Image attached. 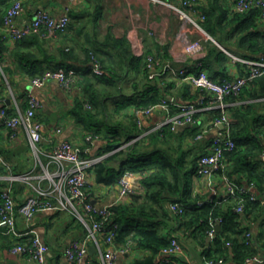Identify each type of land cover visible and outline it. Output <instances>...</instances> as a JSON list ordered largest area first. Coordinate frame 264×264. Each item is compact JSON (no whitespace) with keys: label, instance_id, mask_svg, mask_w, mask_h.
<instances>
[{"label":"trees","instance_id":"16d2710c","mask_svg":"<svg viewBox=\"0 0 264 264\" xmlns=\"http://www.w3.org/2000/svg\"><path fill=\"white\" fill-rule=\"evenodd\" d=\"M215 7L196 8L204 15L201 24L205 31L238 58L256 61L263 57L264 32L250 31V28H255V20H260L258 10L245 14L232 13L233 17L225 10H219L221 14L217 17ZM0 15L1 20L4 14ZM71 17L77 21L78 14L72 11ZM232 19L237 26L231 33H226ZM72 23L59 36L72 30L75 24ZM235 35L237 38L233 39L238 51H233L228 43ZM46 42L38 34L17 41L12 53L14 59L9 60L12 66L37 77L47 69L58 67L84 70L94 56L105 72L102 76L86 73L78 82L83 87L85 98L76 104L74 110L80 121L87 124L88 129L102 135L105 142L101 157H107L90 170L95 183L118 190L119 179L125 171L141 175L144 192L112 204L106 221L107 225L116 226L117 244L125 245L132 241L136 247L146 250L147 255L132 264H165L158 262L157 256L169 245L171 238L180 241L184 253L195 255L197 252L201 264L216 259H223L225 264H260L257 261L264 252V76L253 80L239 95L228 98L232 104L228 110L231 137L236 147L225 156L227 166L224 174L237 184H253L258 193L257 200L246 198L244 213L239 214L235 211L237 201L231 196L193 195L198 161L205 154L202 147L199 151L197 149L200 143H193L197 128L173 132L165 126L131 143L142 132L129 109L159 104L170 96L166 88L169 90L173 86V83L162 86L165 83L163 77L149 80L148 56L141 52L133 54L125 40L113 43L108 39V44L114 46L118 43L117 47H122L120 59H113L102 46L86 50V59H74L65 49H60L58 55L49 54ZM34 47L36 52L31 50ZM232 65L240 76L249 72L248 66L239 62L233 64L230 57L209 41L207 55L202 60V68L209 77L217 82L235 78L229 71ZM7 71L11 72V69ZM127 82L133 94L125 96L122 94L123 85ZM200 95L191 85L183 84L176 96L193 102ZM112 103L115 104L114 110L109 107ZM26 107L25 96L22 108ZM115 115L122 116V119L114 120ZM211 115L217 118L219 112H211ZM124 144L128 145L123 147ZM220 176L221 172L216 174V177ZM201 199L205 200L203 204H199ZM176 202L189 207L181 216L169 209V204ZM218 226L220 230H217ZM210 231L214 232L213 236ZM247 233L251 234L249 240ZM180 259L181 256L176 261L190 264Z\"/></svg>","mask_w":264,"mask_h":264},{"label":"crops","instance_id":"0c3cea01","mask_svg":"<svg viewBox=\"0 0 264 264\" xmlns=\"http://www.w3.org/2000/svg\"><path fill=\"white\" fill-rule=\"evenodd\" d=\"M16 1H21L24 7V12L16 19L18 24L29 22L33 14L41 9L48 11L55 18H60L64 15L67 6L65 0H0V11H2L0 14L5 15V12ZM160 1L165 3L159 2V0H79L73 8V12L78 14L77 21H73L71 17L70 23H75H72L73 29L55 40L45 38L47 40L45 46L49 50V54L58 55L60 49H65L72 54L74 59H86V50H96L102 46L113 59H120L119 51L122 47H117L118 43H115L114 46L108 44L107 40L110 39L113 43L125 40L133 54L141 52L145 56H154L170 61L178 67L187 66L192 69L196 67L198 59L195 56L187 55L186 47L193 41L203 44L206 55L209 41L217 45L228 57L230 54L236 55L232 51L231 53L226 51L205 31L201 24L203 21L199 18L202 13L196 9L197 7L212 8L215 5L217 17L221 14L219 10H225L230 17H233L232 11L236 0H200L193 11L184 8L181 0ZM179 10L189 14L188 16L195 22ZM255 21V28H250V31L264 32V21ZM231 22L226 28V33H231L237 26L233 23V19ZM233 38H237V36L232 37L228 43L233 51H238ZM15 46L16 43L6 42L0 48V67L3 73L0 77V100L4 101V105L11 113L14 112V101L22 107L31 82L35 78L26 71L12 66L10 61L14 59L12 53ZM31 50L37 51L35 47ZM93 58L95 57L93 56ZM78 64L83 66L82 63ZM6 69H11V72H6ZM229 71L232 76L239 75V71L234 65L229 67ZM81 79L76 80L69 89L56 81H50L44 88L35 91L41 105L37 111L36 119L43 124V137L39 146L42 153L40 157H36L33 153L25 129H19L12 137V132L5 129L0 123V155L6 163V166L0 165V193L2 190L10 188L17 204L23 203L35 193L34 187L39 185L43 175L42 164L45 163V155L51 152L55 144L64 140L71 141L84 159L101 157L105 143L103 136L88 129V125L80 121L74 110L76 104L85 98L83 87L78 85ZM163 79H165V83H162V86L167 87L169 83H173L169 90L166 88V92L170 95L167 97H175L179 102H188L176 96L177 90L181 86H177L169 76L163 77ZM133 109V107L129 109L131 114ZM176 113L175 109L171 111V115ZM164 117L165 114L162 111L155 112L144 121V130H152ZM199 118L207 122L212 118L211 112H207ZM192 128L199 130L198 127ZM216 135L215 130L210 131L198 146V151L202 147L206 153ZM127 145L124 144L123 147ZM105 157L107 155L102 156V160ZM89 172L92 184V201L99 206L112 205L117 202V189L95 183L93 172ZM132 173L130 184L135 190L144 192L140 181L141 175ZM26 175L32 176L34 180L30 182L13 180V177ZM207 194L205 181L194 179L193 195L205 197ZM31 227L41 233L49 247L46 264H69L65 258V250L73 240H86L88 245L86 261L91 264H102L101 251L107 249L103 237L98 236L97 242L87 239L85 226L79 223L70 212L42 208L36 213ZM255 231L258 232L257 227ZM30 239L28 226L24 219L19 217L16 221L15 233H7L4 229L0 230V264H36L30 261L25 254L11 252L14 246L28 243ZM196 254L198 255L197 252L195 255L183 252L180 260H186L190 264H201ZM145 255H147L146 250L136 247L134 243L130 252L118 254L116 264H132L134 260L143 258ZM257 262L263 264L264 252L261 253V258L259 257Z\"/></svg>","mask_w":264,"mask_h":264},{"label":"built area","instance_id":"2783aa9c","mask_svg":"<svg viewBox=\"0 0 264 264\" xmlns=\"http://www.w3.org/2000/svg\"><path fill=\"white\" fill-rule=\"evenodd\" d=\"M65 1L67 6L64 15L60 18H55L48 11L41 9L33 14L29 22L23 24L16 22V19L24 12L23 4L21 1L14 2L0 20V47L6 42L16 43L31 34H38L53 40L57 39L68 28L71 22V12L79 0ZM159 2L164 1L159 0ZM199 2L200 0H181L183 7L189 11L195 10ZM253 9L258 10L260 20L264 21V0H236L232 12L245 14ZM180 12L187 15L185 12ZM199 18L201 21L205 19L204 15L201 14ZM186 53L198 59L194 69L187 66L178 67L170 61L148 56L149 80L153 81L160 77L169 76L176 82L177 86L191 85L201 95L193 102H179L175 97H166L157 105L134 109L132 114L142 133L131 143L140 140L151 132L162 130L165 126H169L173 132L198 127L199 130L193 143H201L210 131L215 130L216 137L213 138L206 153L198 161L195 179L205 181L207 197L231 196L237 201L236 213L243 214L246 198L252 201L257 200L258 193L253 184H237L236 181L224 174L227 166L225 156L236 147L231 137V121L228 117V110L232 104L228 102V98L239 95L242 89L253 80L264 76V56L259 60L252 61L230 54L233 64L239 62L246 65L249 67V72L244 76L238 75L233 79L217 82L213 81L208 72L202 68L201 60L205 58L206 51L201 42L189 43L186 47ZM86 73L102 76L105 72L96 58H93L84 70L66 67L45 70L32 80L26 94L27 107L25 109H22L19 103L14 101V112L11 113L8 107L4 105V101L0 100L1 125L12 132V137L16 135L19 129H25L33 153L36 157H40L42 153L39 146L43 137V124L36 119L37 111L41 105L35 91L44 88L50 81H56L69 89L76 80L84 78ZM2 74L0 67V77ZM86 106L90 109L89 105ZM173 109L177 111L175 115H171ZM157 111H162L165 117L152 130H144V121ZM207 112H219V116L211 118L207 122L202 121L199 117ZM45 159V163L42 164L41 181L37 187H34L35 193L23 203H16L10 188L2 190L0 194V230L4 229L7 233H15L16 221L19 217L26 222L31 237L29 243L18 244L11 249V252L25 254L30 261L36 264H46L49 247L41 233L31 227L36 213L43 208L70 212L85 226L87 239H93L97 242V237L102 236L107 245V249L101 251L102 264H116L118 254L130 252L134 243L128 241L125 245L117 244L115 242L116 226H110L106 223L110 216L111 205L99 206L92 201V184L89 179V171L100 163L102 158L84 159L76 145L71 141L64 140L55 144L51 152L45 155ZM0 165L6 166L1 155ZM219 172H221V176L218 178L216 174ZM132 176V172L125 171L120 177L117 202L128 199L132 194L140 193L130 184ZM13 180L30 182L34 178L26 175L13 177ZM204 202L205 200L201 199L199 204ZM188 208L187 205L178 202L169 204L170 211L178 216L183 215ZM209 234L213 236L214 232L210 231ZM246 237L249 240L251 234L247 233ZM87 253L86 240H73L65 250V258L69 264H91L86 261ZM181 255H183V248L180 241L171 238L169 245L162 249L157 256V261L165 264H180L176 258ZM207 264H225V262L223 259H216L208 261Z\"/></svg>","mask_w":264,"mask_h":264},{"label":"rangeland","instance_id":"374dc122","mask_svg":"<svg viewBox=\"0 0 264 264\" xmlns=\"http://www.w3.org/2000/svg\"><path fill=\"white\" fill-rule=\"evenodd\" d=\"M129 82H127V83H125L124 85H123V95H125V96H127V95H132L133 94V89L132 88H130L129 87ZM109 107H111L113 110H114V107H115V104L114 103H112V104H110V106ZM122 119V116H120V115H115L114 116V120H121ZM75 218V217H74ZM76 219V218H75Z\"/></svg>","mask_w":264,"mask_h":264},{"label":"water","instance_id":"95a60500","mask_svg":"<svg viewBox=\"0 0 264 264\" xmlns=\"http://www.w3.org/2000/svg\"><path fill=\"white\" fill-rule=\"evenodd\" d=\"M221 128H222V126H221ZM217 230H220V227L219 226L217 227Z\"/></svg>","mask_w":264,"mask_h":264}]
</instances>
